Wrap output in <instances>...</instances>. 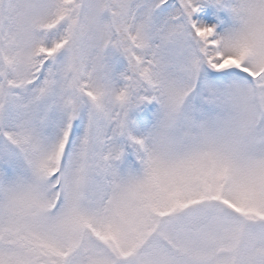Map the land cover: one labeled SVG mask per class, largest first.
Segmentation results:
<instances>
[{
  "label": "snow or ice",
  "instance_id": "obj_1",
  "mask_svg": "<svg viewBox=\"0 0 264 264\" xmlns=\"http://www.w3.org/2000/svg\"><path fill=\"white\" fill-rule=\"evenodd\" d=\"M0 264H264V0H0Z\"/></svg>",
  "mask_w": 264,
  "mask_h": 264
}]
</instances>
